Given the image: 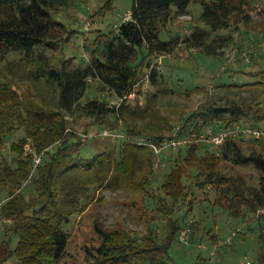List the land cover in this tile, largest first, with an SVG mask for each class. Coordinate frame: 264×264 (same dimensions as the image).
Segmentation results:
<instances>
[{
	"label": "trees",
	"instance_id": "trees-1",
	"mask_svg": "<svg viewBox=\"0 0 264 264\" xmlns=\"http://www.w3.org/2000/svg\"><path fill=\"white\" fill-rule=\"evenodd\" d=\"M75 1L0 0V61L6 63L0 68V189L7 188L9 195L0 205V219L10 221L6 232L20 237L16 248H12V238L2 242L0 264H8L16 255L18 260L13 264H65L62 261L71 239L65 226L90 207L96 200V190L103 187L128 191L127 199L135 207L142 197L146 210L141 219L147 233L139 235L127 227L107 230L102 225L99 231L103 242L97 248L96 264H171L172 242L188 223L176 219L174 211L189 195L185 178L192 169L197 171L193 176L198 187L204 192L216 190L217 203L249 227V217L264 206V140L232 137L216 143L200 138L208 129L218 135L236 125L261 127L258 124L264 121V106L258 98L240 102L234 97L225 106H207L175 123L157 108L162 74L151 63L146 74L155 91L147 92L144 104L131 96L133 91L141 92L137 89L139 68L146 56L173 53L181 43L210 56L222 55L234 40V35L225 31L235 25L236 30L241 21L247 20L249 0H134L131 18H124L116 31L99 34L93 47L86 46L91 59L77 64L63 56L57 60L50 53L61 48L69 32L52 11ZM192 1L203 3L200 20L207 27L199 24L183 39H162L160 23L170 18L172 5L178 15H185ZM221 31L225 34H219ZM226 67L225 73L235 70ZM24 84L27 88L22 89ZM225 84L223 87L239 91L249 83ZM254 85L258 97L264 95V81ZM93 89L96 91L90 96ZM107 90L118 104L111 105V99L99 95ZM82 117L121 135L116 137L124 139L120 149L83 157L80 150L87 140L83 134L107 136L104 132L108 129L97 135L78 133L72 122ZM21 130L25 136L12 142L10 151L14 155L10 161L5 154L7 136ZM193 133L200 135L199 140L191 138L186 144L165 147L159 155L150 145L162 148L167 139H184ZM246 140L260 148L245 152L241 143ZM28 143L43 153L34 171V154L26 149ZM225 162L255 168L260 173L259 186L250 184L241 173L226 171ZM154 180L164 194L151 188ZM146 198L168 221L164 238L154 218L148 216ZM189 207L192 210L193 202ZM191 221L193 235L196 221ZM259 228L261 247L254 259L256 264H264V226ZM239 234L246 237L242 229ZM212 238L216 240V236Z\"/></svg>",
	"mask_w": 264,
	"mask_h": 264
},
{
	"label": "rangeland",
	"instance_id": "rangeland-1",
	"mask_svg": "<svg viewBox=\"0 0 264 264\" xmlns=\"http://www.w3.org/2000/svg\"><path fill=\"white\" fill-rule=\"evenodd\" d=\"M134 0H76L68 7H61L53 10L52 14L56 19L62 20L68 27V33L65 35L67 40L62 43L61 48L51 50L50 53L57 56L60 60L61 56L66 59L72 58L75 64L80 61L90 60L92 54L86 46L93 47L95 39L99 34H110L117 30L123 19L132 13ZM248 14L247 20L239 23L238 28L235 26L228 28L226 34L230 32L234 35L233 42L228 45L222 55L210 56L196 48H189L181 43L173 53L159 54V56H146L140 63V81L137 85L141 92L132 93V99H140V103L144 104L147 92L155 91V86L151 83L149 73L146 71L153 66L159 67L161 70L162 82L158 85L161 97L158 100V109L167 114L171 119L180 121L181 118L190 117L191 112L206 109L207 106H225L229 104L231 99L236 97L239 101H252L254 96L264 106V95H259L255 91L254 83L264 81V0H249L247 3ZM190 11L185 15L176 13V6L172 5V15L169 19L162 20L161 35L162 39L170 40L173 37L183 39L186 34H190L197 25L206 24L200 20V16L204 11L201 1H192ZM225 32L219 33L222 34ZM173 36V37H172ZM243 49V50H242ZM12 57V56H10ZM238 58L244 60L240 62ZM6 63L0 61V68ZM225 65L233 66L235 70L224 72ZM226 67V68H227ZM242 71V72H240ZM146 74V75H145ZM235 82L243 85L236 91L234 88L223 87V84ZM24 84L22 89L27 88ZM225 86H227L225 84ZM93 91L89 90L92 96ZM100 92L104 98L111 99V105L118 104L119 100L108 92ZM237 93V95H235ZM87 100V97L84 101ZM256 103L257 100H254ZM70 121L73 118L70 117ZM259 126L264 128V121H260ZM72 127L80 132H87L89 135L98 134L103 129H108L111 134L108 136H89L81 147V155L86 158H93L97 154L106 151V149H120V144L124 139H116L108 126L101 128L94 119L82 117L72 122ZM25 136L23 130L18 131L14 135L7 136L6 157L12 160L13 153L10 147L13 141L19 140ZM245 152H251L253 148H260L258 144L249 140L241 143ZM178 150V149H177ZM54 151V148L51 152ZM177 151L173 150L172 153ZM53 154V153H52ZM51 154L47 157H50ZM166 166V165H164ZM163 166V167H164ZM226 171L243 174L250 184L259 186L260 173L252 166H240L234 162H225ZM158 167L157 169H159ZM167 169V168H166ZM169 168L166 171H169ZM165 171V169H164ZM185 182L188 186L187 197H184L175 207L174 214L183 224L190 219H195V232L186 242L180 238V232L176 234L172 246L169 250L171 264H244L247 256L256 257L261 247L259 240L260 228L254 222L249 223V227L244 225L242 221L233 219L228 211L216 200V190L204 192L195 183L193 174H197L195 169L191 173L188 171ZM151 188L160 194H164L159 189V182L154 180ZM31 195L30 189L28 190ZM128 191H114L103 187L96 190L95 198L90 207L83 213L72 217L70 225L65 227L71 234L70 242L67 246V254L63 261L65 264H96V255H98L99 245L103 242V237L99 231L102 225L107 230L114 228H130L132 231L138 232L139 235L147 233L145 222L141 219L142 214L146 210L143 207L142 197H139L138 206H132L131 200L127 199ZM35 195V193H34ZM129 197V196H128ZM207 197V199H206ZM9 198L8 189H0V205L5 203ZM170 204L171 199L169 198ZM193 202L192 210L189 209ZM148 210V216L154 218L155 227L158 225L160 237L167 236L165 217L158 209L156 204L150 199L145 201ZM1 210V209H0ZM187 215V217H185ZM187 218V221L185 222ZM8 222L5 218L0 219V247L5 239L12 238V248H16L20 237L15 233L6 232ZM12 222V221H11ZM236 228H241L244 237L239 234L234 239L232 246L225 245L217 247L219 240H223ZM253 228V230H251ZM182 229V227H181ZM9 233V235L7 234ZM216 236V240L212 237ZM216 252L213 260L211 252ZM18 260L17 255L13 256L7 263L13 264Z\"/></svg>",
	"mask_w": 264,
	"mask_h": 264
},
{
	"label": "built area",
	"instance_id": "built-area-1",
	"mask_svg": "<svg viewBox=\"0 0 264 264\" xmlns=\"http://www.w3.org/2000/svg\"><path fill=\"white\" fill-rule=\"evenodd\" d=\"M131 18V14L127 15L125 17V19H130ZM212 129H208L207 131H205L203 134H201V138L200 139H209V141H213L216 143H221L224 140H226L227 138H232V137H242V138H254L257 140L263 139L264 140V128L262 127H252L249 125H245V126H241V125H236L234 127H232L231 129H228L224 132L219 133L218 135H214L213 131H211ZM105 135L108 136V134H111V132H109L108 130L104 132ZM84 137H89L86 133L83 134ZM113 136L116 137H121V135H117L114 134ZM199 134L197 133H193L190 137L188 138H184V139H167L165 142L164 147H157L154 144L150 143V145H152L157 152V155H159L161 153V151L163 150V148L165 147H176L177 145H183L186 144L188 142H191V138H196L197 140H199ZM196 140V141H197ZM140 143H143V141L141 140ZM26 149L31 152L32 154H34V158H33V164L32 167L34 168L33 171L37 168V166L40 164V162L42 161L43 158V153H38L35 151L34 148H32V146L30 144L27 145ZM250 222H254L255 224H257L258 226H264V206H262V208H259L255 211V213L249 217V223ZM192 223L191 219L188 221L187 225L185 227H183L181 229V233H180V238L186 242L190 241L191 238V234H192V230L190 229V224ZM248 223V224H249ZM241 230V228H236L235 230H233V232L231 233V235H229L228 237H226L223 240H219V244H217V247H223L225 245H231L234 243V239L236 238V236H238L239 231ZM211 256L212 259L214 260L216 255L215 251L211 252ZM244 264H256V260L253 257H249L247 256Z\"/></svg>",
	"mask_w": 264,
	"mask_h": 264
},
{
	"label": "crops",
	"instance_id": "crops-1",
	"mask_svg": "<svg viewBox=\"0 0 264 264\" xmlns=\"http://www.w3.org/2000/svg\"><path fill=\"white\" fill-rule=\"evenodd\" d=\"M28 144H29V143H28ZM28 144H27V145H28Z\"/></svg>",
	"mask_w": 264,
	"mask_h": 264
}]
</instances>
